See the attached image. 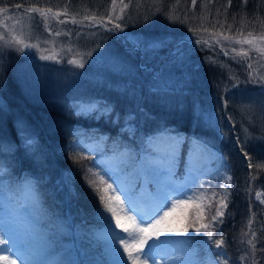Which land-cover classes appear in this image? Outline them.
I'll return each mask as SVG.
<instances>
[{"label":"trees","instance_id":"1","mask_svg":"<svg viewBox=\"0 0 264 264\" xmlns=\"http://www.w3.org/2000/svg\"><path fill=\"white\" fill-rule=\"evenodd\" d=\"M111 1L0 0L1 8L9 7L0 15L19 12L31 16L34 21H41L44 18L38 13H25L24 9L15 6H49L63 13L67 5L70 15L83 17L95 13L97 19L105 17L104 23L112 28L113 23L121 25L120 29L111 31V28L101 25L93 27L96 32V36H92L95 47L106 46L108 55L101 60L104 66L99 69L101 72L97 70V62L87 58L84 68L91 74L86 76L77 74L75 66L65 59L48 63L33 56L28 48L21 52L18 50L20 46L6 43L20 35L6 33L0 39V169H3L0 179L9 181L13 188L22 185L20 180L17 181L19 178L34 179L31 186L40 201L39 207H31L0 190V211L17 216L27 214L35 230L53 243L56 237L52 233L59 230L61 222L70 221L81 233L93 235L90 246L99 254L108 252L109 246L96 237L99 229L108 228L107 222L97 214V207L102 208L103 205L87 185L85 169L93 168L101 173L108 170L107 163L98 159L99 145L115 153L117 149L120 152L125 149L141 152L144 147L142 139L155 133L158 127H167L185 137L187 142L191 135H195L216 147L228 161L232 178L228 208L221 217L223 223L216 224V231L212 232L215 239H219L220 235L225 238L226 247L218 249L203 233H195L191 228L187 234L191 238L188 243L199 256L211 252L222 261L225 257L219 254L226 252L229 264H252L251 256L245 261L239 259L247 248L241 243L244 239L241 232L247 230L251 209L255 213L253 230L264 241V203L253 198L256 187L264 188V119L257 120L261 118L255 109L258 104H254L253 108L242 96H247L250 88L258 86L248 67L251 64L255 70L256 51H250L249 58L241 59L231 51L233 47L239 50V44L223 40L220 44L210 40L213 47L196 44L197 35L190 31V25L199 24V20L189 19L180 23L166 18L164 9L177 8L176 0H134L133 5L125 10L123 20L109 23L107 16ZM204 4H207L208 31L200 35L205 38L213 33L236 36L237 29L241 28L244 36L249 31L254 36L264 32L261 27L264 23V0H248L247 4L244 0H231L230 6L229 0H211V3L197 0L194 7L191 0H179L176 14L182 17L187 12L189 17L193 13L199 16ZM217 10H220L219 16ZM242 15L246 21L241 20ZM49 18L50 25H62L63 28L71 24L69 21L60 24L51 16ZM217 20L223 23V28L219 23L212 27ZM229 24L232 25L231 31L228 30ZM36 25L37 22L30 30L37 29ZM36 35L32 33L31 37ZM243 47L249 49L247 44ZM167 48L172 49L169 56L159 59ZM225 49L228 55L223 53ZM142 54L145 55L143 62L139 59ZM42 67L57 70V82L61 89L50 96L52 99L35 97L25 84L28 80L35 81L33 71L38 72L36 68L41 70ZM26 71H30L29 75ZM42 83L48 85V89L41 95L50 93L51 82L45 80ZM78 98L96 101L98 105L107 107L108 112L77 111L75 104ZM125 123L131 124V128L124 127ZM244 128L251 139L247 144L243 142ZM82 132L94 140L93 145L98 149L87 150L72 143ZM27 138H31L34 144H27ZM186 148L187 143L174 169L175 175L170 177L176 185H181L186 179L183 178L182 168ZM81 156L88 159H78ZM249 158L254 165L261 167L248 168ZM250 176L256 178L250 179ZM68 177H71V182ZM123 177L138 198L149 196L145 188L142 189L143 176L136 169ZM198 178L204 189L220 192L224 185L220 179L205 174L198 175ZM105 179L111 183L107 176ZM194 185L197 186V183ZM148 190L157 194L160 189L149 184ZM179 210L170 217L173 223L186 213L194 217L197 211L195 207ZM212 214V210L206 209L205 219ZM113 221L112 227H115ZM125 221L126 217H123L122 222ZM172 237L186 238L179 235ZM259 247L260 242L257 243ZM255 260L256 264H264V254L257 252Z\"/></svg>","mask_w":264,"mask_h":264},{"label":"snow or ice","instance_id":"2","mask_svg":"<svg viewBox=\"0 0 264 264\" xmlns=\"http://www.w3.org/2000/svg\"><path fill=\"white\" fill-rule=\"evenodd\" d=\"M162 2V0H161ZM211 3V0H207ZM248 0H244L247 4ZM134 0H128L127 3L124 0H119V12H116L117 0H112L111 11L108 13L107 19L109 23L115 21H120L124 19V12L132 6ZM192 6L194 7L197 0H191ZM176 5L178 8L179 0H176ZM231 5V0H229V6ZM17 9L21 8L22 5H16ZM177 8H165L166 18L172 22L184 23L185 21L199 20V24L190 25V31L197 35L195 41L196 44L209 47H213L214 44H210V40L214 41L215 44H220L221 40L228 41L230 44L241 45L240 49L237 50L235 47L231 48L232 53L236 57L241 59L249 58V52L254 50L261 56H264V32H261L258 36H254L252 31H249L246 36L242 35V28L237 29L236 36H227L223 33H213L210 37L205 38L200 35L201 32H207L208 28L206 22L208 16L206 14L207 4L202 5V10L200 15L197 16L195 13L191 17L185 12L181 17L178 16ZM6 8H0V12H7ZM25 13H38L40 17L44 18L47 22L48 18L57 20L58 23L64 24L67 21L61 20V15H67V5L64 6L63 13L57 11L53 12L52 8H40V7H29L24 9ZM220 15V10H217V16ZM227 15L225 14V20ZM236 17H233L235 20ZM83 20H90L92 23L89 26L95 24H100L101 26L107 27L104 23L105 17H100L97 19L96 14L84 15L80 21L76 20L75 17L71 18V23L78 24L82 23ZM242 21H246L245 16H241ZM219 23L220 27L223 28L224 25L219 20L212 25L213 28ZM243 27V25H242ZM264 28V23L261 24ZM120 23H113V28L109 29L115 30L120 29ZM228 30H232V25H228ZM6 34H0V39L4 38ZM56 36H60L61 32H55ZM68 35V33H64ZM23 33L20 37H12L11 40L6 41V43L16 44L20 46L19 51H24L25 48L39 49V43H25V39L22 38ZM28 39H31L29 35ZM47 43V41H46ZM249 45V49H245L243 45ZM44 51H50L44 49ZM69 52L72 51L71 48L68 49ZM224 54L228 55L227 49L224 50ZM2 55V52H0ZM42 59H55V55L42 56ZM69 64H76L78 67L83 68V61H76L70 59ZM249 68L252 67L251 64L248 65ZM264 79V78H262ZM226 106V105H225ZM94 109L92 107L84 108L82 111L91 112ZM134 134V133H133ZM27 144H34V141L28 139ZM143 150L141 152H134L130 149H125L120 152L119 149L116 150V157L119 159L120 171H126L128 167H132L142 173L144 177L147 178V182H157L160 176L172 177L175 175L174 169L177 165L178 160L185 152V145L187 143L186 152L189 157L198 158L206 150V146L202 141L198 139H193L191 142H187L185 137H182L178 132L169 130L167 127H158L156 132L150 136H147L141 141ZM247 156V153H245ZM78 159H88V157L81 156ZM223 159V158H222ZM189 170L194 169V160H189ZM261 167V165H254L251 158L248 160V168ZM3 169H0V173ZM112 179L117 187H113L112 183H108L105 177ZM90 177H95L91 179ZM224 180V185L220 192L212 189H204L202 186L199 191L189 189L191 195L186 193H180L179 195H173L176 189L173 187L171 181H169L168 190L164 192H159L157 196L148 204L147 209H141L139 205L135 203L131 195H125V200L128 201L127 206L124 204V200H121L119 192L122 191L120 187V181L115 178L114 174L110 170L105 172L94 171L93 168L85 169V181L87 185L93 190V192L98 196L99 202L103 205L102 208L97 207L98 216L107 222L109 227V238L112 243L111 264H148L151 259L152 264H156V257L159 256L161 261L167 264L169 260L180 259V257L172 256L168 251L174 248L176 245L188 244L190 237L187 236L189 229L191 228L195 233H203L208 240L212 241L218 249H223L226 247L225 238L220 235L219 239H215L212 236V232L216 231L215 225L222 224L223 220L221 217L225 215V210L228 208L229 199V188L232 184V178L230 176L224 175L221 177ZM250 179H255V176H250ZM68 181L71 182V177H68ZM26 188H31L30 184L25 185ZM110 193V194H109ZM210 193V194H209ZM257 198H259L260 193H256ZM219 197V199H216ZM205 201L208 203L205 204ZM214 201V203H213ZM115 202V204L113 203ZM264 203V200H261ZM118 205V206H117ZM195 207L197 209L195 216L191 217L189 213H186L180 220L176 223L170 221V216L177 209H190ZM168 209V210H165ZM206 209L212 210V214L208 219H205ZM250 215L248 217L246 228L247 230H242L241 236L244 238L241 240L242 244H246L247 248L244 255H241L239 259L245 261L246 257H252V264H256L255 254L260 252L264 254V241H261L257 236V232L253 230V223L255 213L249 209ZM126 217V221L122 222V215ZM139 217V219L137 218ZM115 221V228L121 230L125 235L117 234L112 228V221ZM173 235L185 236L184 240H173L171 237ZM12 233H2L0 234V251L8 252L9 255H0V262L3 264H17V260H20V264H50V262H37L36 259H32L34 251L31 250V245L22 246L17 248L15 241L11 239ZM151 241V243H149ZM261 243V247L257 248V243ZM182 250V249H181ZM39 255L40 253H35ZM219 255L225 258L220 261H215V264H229L226 252H221Z\"/></svg>","mask_w":264,"mask_h":264},{"label":"rangeland","instance_id":"3","mask_svg":"<svg viewBox=\"0 0 264 264\" xmlns=\"http://www.w3.org/2000/svg\"><path fill=\"white\" fill-rule=\"evenodd\" d=\"M112 2V1H111ZM125 2V1H124ZM126 3V2H125ZM117 8L116 12H119V0H117ZM111 11V3L110 9ZM76 20L80 21L82 17L75 18ZM39 20V19H38ZM34 21L31 16L20 14L17 12L16 14L6 13L4 15H0V34H11V35H20L23 33V38H26L25 43H39V49H31L28 48L32 55L41 58L42 56L47 55H55V59H44V61H49L48 63H54L57 61H69L70 59H74L76 61H86L87 58L91 61L97 62V70H102L103 64L101 60L107 57L105 46L102 48L101 45H97L95 47V41L92 36H96L95 30H93L95 26L99 24H95L93 26H89L92 22L90 20H83L82 23L67 25L66 27L62 28V25L53 26L50 25V18H48L47 22L44 20L41 21ZM71 20V19H70ZM37 22L38 28L31 29L32 26ZM36 25V26H37ZM35 26V27H36ZM60 26V27H59ZM54 27V28H53ZM34 30L35 32H33ZM61 32L60 36H56L55 32ZM97 31V30H96ZM32 33H36V37H31L28 39L29 35L32 36ZM64 33H68V35H64ZM230 36V35H227ZM47 41V43H46ZM139 47L138 44H135ZM174 47V46H173ZM71 48L72 51L69 52L68 49ZM170 48V47H169ZM166 49V53L164 55H160L159 59H165L169 56V53L172 49ZM44 49H48L50 51H44ZM256 58L254 62L256 63L255 70H250V73L253 76L254 81L259 84H264V56H261L259 53H255ZM145 55L142 54L140 57V61L143 62ZM157 61V59L155 60ZM140 62V63H141ZM47 63V62H46ZM77 74H82L86 76L88 73L91 74V71H86L85 68H80L76 64H72ZM77 66V67H76ZM142 66H145L142 63ZM33 71L32 77L36 80H28L25 82L27 89L30 90V94L34 95L35 97L42 98L43 96L49 97L53 95V93L57 90V93L61 89L59 83L57 82V70L53 69L52 67H42L41 70L36 68ZM84 69V70H83ZM100 69V70H99ZM254 71V74H253ZM30 71H26L29 75ZM101 72V71H100ZM58 75H68L67 73H58ZM75 76V74L73 75ZM77 76V75H76ZM41 78V79H40ZM38 79V80H37ZM26 80V79H25ZM50 81L51 82V90L50 93L46 95H41L42 91L48 89V85L45 86L43 81ZM258 88V90H257ZM256 89V90H255ZM248 91V90H247ZM242 99L247 100L249 104L254 108V104H258L255 106V109L258 113V116L261 117L257 120L264 119V90L262 87L257 86L256 88H250V91L247 92V96H242ZM242 99H239L242 101ZM75 110L86 113V111H82L84 108L92 107L94 110L91 112H97L100 114L101 111L104 113L108 112L107 107H103L98 105L95 101L85 100V99H76ZM211 112L209 111L208 114ZM211 118V117H209ZM253 119V118H252ZM256 120V121H257ZM127 126L129 129L131 128V124H125L124 127ZM226 133L228 131H225ZM247 129L244 128L243 131V142L250 143L251 139L248 137ZM152 135V134H151ZM150 136V135H148ZM31 139V138H27ZM197 139V138H193ZM192 139V140H193ZM191 140V141H192ZM190 141V142H191ZM94 140L89 139L87 134L83 132L80 133L75 139H73L74 145H82L87 150H93L96 148L93 145ZM203 142V141H202ZM206 146V150L204 153L199 156L198 158H192L187 155V152L183 158L182 168H184V177L186 178L181 185H176L172 183L173 187L176 189L178 195L180 193H186L187 195H191V191L189 189L195 188V190L199 191L201 187L200 179L198 175L205 174L207 176L213 177L215 179H220V182L224 184V180L221 178L224 175L230 176L231 173L229 172V163L226 161V158L222 155V153L217 149L213 148L211 144H207L203 142ZM103 146L99 145L98 148L100 151H97L98 159L100 158L108 165V170L112 171L115 178L120 181V187L122 191L119 192L121 200H124L125 206H127L128 201L125 200V195H131L133 200L141 209H147L148 204L157 196V194H151L148 190V185L152 184L157 187L159 192H164L168 190L170 177L168 176H160L157 182L149 183L147 182V178L140 173L143 181L142 189L145 188L147 191L146 193L149 195L146 199L138 198L136 194L132 193L130 187L128 186L126 180L124 179L123 175L127 174L129 171H132L134 168L129 167L126 171H120V164L119 159L116 157L115 152L109 151L106 148H102ZM96 148V149H98ZM223 158V159H222ZM189 160H194V169L192 171L189 170ZM205 160V163L202 161ZM179 161V160H178ZM202 163V164H201ZM178 166V162L176 167ZM109 179V178H108ZM20 180L22 185L18 186L19 188H13L9 181H4L0 179V190L8 192L7 195H10L14 198H19L21 201L26 203L31 207H39L40 201L34 194V190L31 188H26V184L32 185L34 179L30 177H22L17 179ZM110 182L113 184V187H117V185L113 182L112 179H109ZM15 181V182H17ZM197 183V186L194 185ZM256 193H260L259 198H257ZM253 198L261 202L264 200V188L263 187H256L253 192ZM115 204V202H113ZM118 206V205H117ZM180 209V210H179ZM168 210V209H165ZM184 211L181 208H177L175 211ZM175 214V212H173ZM172 213V215H173ZM177 214V215H181ZM123 215V214H121ZM171 215V216H172ZM170 216V217H171ZM139 219V217H137ZM170 219V218H169ZM172 222V221H171ZM115 225V221H113ZM264 226V222H263ZM117 234L125 235L121 232L120 229L112 227ZM12 233L11 239L15 241V245L17 248H21L22 246L31 245V250L34 251V255L32 259H36L37 262H50V264H91V262H95L97 264H111L112 255H111V248L112 243L109 238V227H103L98 230L96 237L102 239L108 246L109 251L105 252L104 254H99V252L90 246L92 243L93 235L89 236L87 233H81L80 229H78L73 223L70 221L64 220L61 222L59 230L56 233H52V236L56 237V242H52L48 240L45 235L39 234L32 225V222L27 214L21 216L6 214L0 211V234L2 233ZM173 240H184L183 237H171ZM151 243V241L149 242ZM2 247V246H0ZM182 249V250H181ZM2 250V249H0ZM172 256L180 257V259L176 260H169L167 264H215V261L220 260L211 252H207L205 256H199L195 253V248L191 246L189 243L184 245H176L174 248L168 250ZM35 253H40L36 255ZM0 255H9L8 252L0 251ZM160 258L159 256H157ZM160 260V259H159ZM161 261V260H160ZM165 264L164 261H161ZM3 264V262H0ZM17 264H20V260H17ZM131 264V262H128Z\"/></svg>","mask_w":264,"mask_h":264},{"label":"bare ground","instance_id":"4","mask_svg":"<svg viewBox=\"0 0 264 264\" xmlns=\"http://www.w3.org/2000/svg\"><path fill=\"white\" fill-rule=\"evenodd\" d=\"M202 163H205V160H203ZM159 259L160 258L156 257V264H163ZM148 264H152V260L151 259L148 261Z\"/></svg>","mask_w":264,"mask_h":264}]
</instances>
